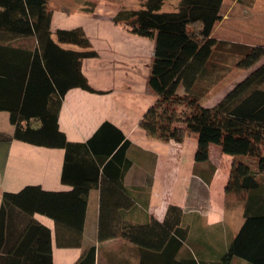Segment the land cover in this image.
<instances>
[{
	"label": "trees",
	"instance_id": "obj_1",
	"mask_svg": "<svg viewBox=\"0 0 264 264\" xmlns=\"http://www.w3.org/2000/svg\"><path fill=\"white\" fill-rule=\"evenodd\" d=\"M163 1L144 0L141 8L120 9L113 16L114 23L127 32L154 42L147 85L156 99L140 118L139 126L148 137L160 141L182 142L194 137L196 163L208 161L210 144L217 145L223 154L245 159L232 165L227 186V192L232 187L247 192L244 219L222 261L229 264L235 257L247 264H264V46L231 43L240 55L237 66L250 70L213 105L204 106L192 89L218 43L211 34L221 19L223 0H179L176 10L160 11ZM46 2L20 0L19 7L16 0L2 3L4 15L19 11L17 18L6 21L9 29L17 31L8 38L33 37L36 44L33 48H1L0 110L9 111L15 140L64 149L60 180L72 189L52 192L29 185L1 194L0 264H52L50 231L30 218V236L34 228L40 229L44 254L4 253L5 222L13 211L27 217L34 212L44 214L53 219L55 227L70 228L79 239L87 195L96 187L100 188L98 241L119 237L138 248L153 250L169 264L183 241L179 207L169 205L162 222L151 218L146 225L126 222L119 215L120 209L133 204L121 185L129 166L125 156L129 141L122 131L104 121L85 142H70L58 128V111L69 89L103 91L93 88L81 70L84 59L98 55L84 30L57 29L53 35L52 10ZM60 44L80 49H65ZM11 77L16 79L13 84ZM32 121L38 125L33 126ZM74 205L77 210L72 220ZM57 244L67 243L58 239ZM94 256L95 248L90 246L75 264H94Z\"/></svg>",
	"mask_w": 264,
	"mask_h": 264
},
{
	"label": "crops",
	"instance_id": "obj_2",
	"mask_svg": "<svg viewBox=\"0 0 264 264\" xmlns=\"http://www.w3.org/2000/svg\"><path fill=\"white\" fill-rule=\"evenodd\" d=\"M3 1L0 0V50L5 47H35L33 37L8 38L7 35H15L17 31L9 29L6 21L17 18L19 11L4 15ZM16 1L19 7L20 0ZM81 3L84 2L47 0V9L52 10L50 31L53 34L57 29L74 27L84 30L98 55L84 59L81 70L89 84L103 93H91L81 88L69 89L58 111L59 130L65 134L67 141L85 142L104 121L120 129L129 141L125 151L129 166L122 176L121 185L133 201L129 208L119 210L121 219L140 225L148 224L151 218L162 222L167 207L177 206L182 211L179 225L184 234L182 246L176 250L169 264H224L222 258L243 222L247 196V192L241 191L240 194H245V198L236 199L233 192L227 193V186L231 180L232 165L245 161L234 157L224 158L216 149L212 150L214 152L211 155L209 148L208 161L196 163L194 137H187L182 142L148 137L140 128L139 120L156 99L154 92L147 96L150 90L147 79L154 49L153 40L146 38L152 45L150 48L146 45L143 55L136 53L132 58L129 57L130 50L125 48V40L129 38L130 32L116 24L122 31V37H109L104 33L106 30L103 22L109 21L107 17L111 16V11L108 10L105 16L103 13L107 12L97 7L93 12H86L89 15L83 24L68 23L73 11L78 8L83 11L85 8ZM97 12L104 16L98 17ZM90 17H94V21H87ZM100 18L103 20L98 22ZM60 46L80 49L70 44ZM15 80L11 77V84ZM178 89L183 92L181 86ZM193 90H196V84ZM8 112L0 110V197L3 192H18L29 185L39 186L44 191H70L72 186L60 180L64 149L15 140L12 138L14 125L9 121ZM32 124L37 126L38 122L32 121ZM99 204L100 188L96 187L87 195L79 239L70 228L62 225L55 227L53 219L44 214L34 212L27 217L13 211L12 218L8 223L5 222L4 253L11 256L20 251L31 256L44 254V238L39 236L40 229L34 228L33 236H30L31 231L27 225L30 218L50 231L52 264H75L90 246L95 248L94 264H166L167 259L159 257L153 250L138 248L122 238L98 241ZM76 210L74 205L72 220L75 219ZM58 239L67 244L59 246ZM229 264L247 263L232 257Z\"/></svg>",
	"mask_w": 264,
	"mask_h": 264
},
{
	"label": "rangeland",
	"instance_id": "obj_3",
	"mask_svg": "<svg viewBox=\"0 0 264 264\" xmlns=\"http://www.w3.org/2000/svg\"><path fill=\"white\" fill-rule=\"evenodd\" d=\"M80 1L84 2L81 3V5H85V8L83 9L85 13L79 8L76 11H73L72 18L68 20L69 24H83L89 15L86 12H93L97 7L99 10L103 9L104 12H107L103 13L105 16L108 14L109 10L111 11L109 12L111 16L107 17L109 21L107 22L104 20L103 22L106 30L104 33L109 37L113 36L118 38L122 37L120 34L122 31L114 23L112 16H114L120 9L137 10L142 7L144 2V0ZM178 1L179 0H164L160 11L176 10ZM60 3L61 2L58 4ZM97 13L98 17L103 15L100 12ZM101 20L103 19H98V22ZM87 21H94V17L88 18ZM130 35H128L129 38H126L125 40V48L130 50L128 54H130L129 57L131 58L136 53L138 55H143L145 53L144 50H146V45H149V48L152 45V42L146 38H142L134 34ZM211 35L218 43L212 50L209 63L204 69L205 71L201 73L196 83V91L198 97L200 98V102L206 105H211L216 102L227 90H229L238 80L243 78L250 70L237 66V61L240 58V55L237 51V48H235L236 46H232L231 43L264 46V0H223L221 6V19L215 23ZM132 46L134 48H131ZM257 64L259 63H256L253 67H255ZM112 68L114 67L112 66ZM152 93L153 92L151 90H148L147 96H150ZM209 148L210 152L216 149L217 153L224 156V158H233L232 156L220 152V148L215 144H210ZM213 152L214 151L211 152V155ZM262 152L264 153V146ZM232 189L233 190L231 192L235 194L236 199L241 197L245 198V194L242 196L240 192L235 190L234 187H232ZM235 204H238V202H235Z\"/></svg>",
	"mask_w": 264,
	"mask_h": 264
}]
</instances>
